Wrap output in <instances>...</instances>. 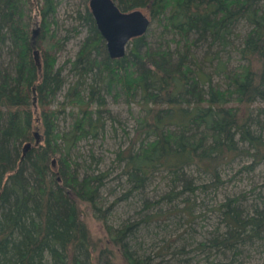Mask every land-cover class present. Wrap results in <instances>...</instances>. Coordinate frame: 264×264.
<instances>
[{"label": "trees", "instance_id": "16d2710c", "mask_svg": "<svg viewBox=\"0 0 264 264\" xmlns=\"http://www.w3.org/2000/svg\"><path fill=\"white\" fill-rule=\"evenodd\" d=\"M114 1L122 10L139 8L150 19H164L184 40L175 49L141 51L143 33L129 40L123 56L111 58L87 5L88 33L71 62L77 79L67 89L80 115L70 130L58 133L55 118L62 107L51 104L65 79L55 66L50 26L58 1L0 0V264H116L114 250L92 237L82 203L102 222L128 264H147L127 240L134 223L115 228L106 222L111 205L102 209L98 201L105 173L80 177L70 156V142L100 127L106 107L101 85L122 91L128 105L136 101L142 110L135 141L118 149L116 157L132 183L129 190L142 189L157 172L169 177L170 189L150 206L194 191L199 185L184 179L191 166L218 182L220 166L236 156L264 161V125L251 128L264 116V106L254 117L250 111L254 103L264 102V0ZM33 17L32 25L39 27L34 36ZM241 21L249 27L236 46L242 61L225 71L221 88L196 64L194 47L200 39L227 41ZM84 87L86 97L79 93ZM236 202L227 197L220 203L224 230L198 243L215 254L213 259L264 230V210L243 214ZM189 262L185 258L180 264Z\"/></svg>", "mask_w": 264, "mask_h": 264}, {"label": "rangeland", "instance_id": "374dc122", "mask_svg": "<svg viewBox=\"0 0 264 264\" xmlns=\"http://www.w3.org/2000/svg\"><path fill=\"white\" fill-rule=\"evenodd\" d=\"M57 1L50 26L56 41L55 66L60 67L65 82L57 91L51 107H62L55 118L60 133L70 130L74 117L80 115L76 104L69 101L67 89L77 79V74L70 69L71 62L88 33V25L83 17L88 0ZM142 11L150 18L147 10ZM150 20L140 45L141 51L166 47L175 49L177 42L178 45L182 44L184 38L168 27L164 19ZM31 21L32 25L34 17ZM248 28L243 21L239 22L233 27L234 33L220 44H210L205 39L197 41L194 47L196 64L210 74L213 84L223 88L225 71L242 61L236 46ZM33 29L38 31L39 27L32 25V32ZM129 47L128 43L125 52ZM99 52L98 58L102 57L104 51L101 48ZM105 52L108 53L106 46ZM6 58V54L2 53V59L5 61ZM84 80L90 81L89 75ZM85 87L79 92L84 97L87 92ZM101 88L106 110L101 111L100 127L92 132L84 130L74 143L70 142V156L77 164L73 166L80 177L91 172L105 173L99 187L98 201L102 209L111 205L106 214V222L115 228L134 223L132 235L127 240L139 255L146 256L147 264H180L185 258L190 260L189 264H264V230L258 237L253 236L237 244L233 250L221 249L222 253L214 259L215 254L210 251L208 256V249L203 250L198 246L200 240L211 238L224 230L219 205L227 197L236 198V205L243 214L253 213L254 208L264 210V161L254 163L251 156H236L220 166L221 180L218 182L210 174L191 166L187 168L188 174L184 179L199 185L194 191L186 189L171 202L162 201L150 206L153 200L170 189L169 177L157 172L142 189L129 190L132 183L122 172L123 163L116 157L118 149H126L135 141L137 117L142 110L136 101L128 105L122 91L113 87L107 90L103 85ZM261 105L264 106V102L253 104L250 109L253 117ZM258 117L259 120L251 124V128L256 130L264 125L263 114ZM35 134L40 138L38 129ZM239 143L243 147L248 146L246 142ZM137 144L133 147H137ZM184 179L177 183V189L182 188ZM82 209L85 222L98 245H106L114 250L116 264H128L117 247L112 245L102 222L94 216L90 207L82 203Z\"/></svg>", "mask_w": 264, "mask_h": 264}, {"label": "water", "instance_id": "95a60500", "mask_svg": "<svg viewBox=\"0 0 264 264\" xmlns=\"http://www.w3.org/2000/svg\"><path fill=\"white\" fill-rule=\"evenodd\" d=\"M88 7L111 58L123 56L129 40L145 33L150 24V18L141 9L122 10L114 0H88ZM36 32L33 29L32 35ZM34 57L38 61L37 49Z\"/></svg>", "mask_w": 264, "mask_h": 264}]
</instances>
